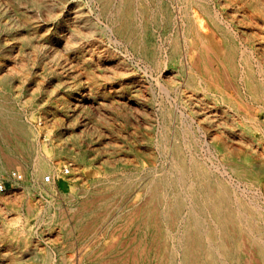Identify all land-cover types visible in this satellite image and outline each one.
Listing matches in <instances>:
<instances>
[{
  "label": "bare ground",
  "instance_id": "6f19581e",
  "mask_svg": "<svg viewBox=\"0 0 264 264\" xmlns=\"http://www.w3.org/2000/svg\"><path fill=\"white\" fill-rule=\"evenodd\" d=\"M97 1L100 5L91 24L78 10H72L71 17H65L73 20L74 26H70L44 0H0V172H10L14 180L47 192L53 182L44 173L70 172L69 165L52 162L40 141L43 77L51 86L60 82L67 88L68 94L56 100L72 118L89 103L100 110L107 95L115 94L111 102L134 108L145 125L151 123L150 111H157L145 96L155 79L162 92L170 96L174 91L181 104L185 100L214 135L209 137L210 130L205 132L201 124L195 129L193 118L180 107L181 118L174 120L170 108L161 103L157 133L136 149L141 156L155 158V144L161 148L164 162L151 161L146 168L150 177L145 181H139L138 172L123 171L120 179L105 177L103 187L114 188V192L98 197L90 206L80 203L78 211L69 214L74 220L70 232L84 227L88 219H101L105 234L114 227L122 233L135 227V245L121 256L120 264H264V149L260 164L241 166L229 161L237 145L264 141V0H235V12L242 18L234 16L227 24L211 0H182L184 4L197 2L201 12L189 13L191 6L183 8L186 15L179 20L178 37L159 53L144 45L145 31L136 30L149 26L152 19L164 18L154 12L150 0ZM97 26L104 27L110 43L122 54L118 44L136 46L118 56L103 44ZM240 35L252 47L242 44ZM128 55L141 60L131 67L124 57ZM178 62L179 70L175 68ZM180 71L186 75L184 84L167 85L164 78ZM104 73V80L115 78L118 84L89 82L88 74L100 78ZM13 90L30 95L25 101L30 104L29 112L21 111L11 100L8 94ZM246 98L258 109L244 112L243 129L236 134L228 127L231 114L219 112L213 100L230 103L240 113ZM54 106L50 105L52 113ZM11 142L22 151L10 147ZM94 152L90 153L94 159L110 157ZM81 154L80 158H87L85 151ZM134 189L146 194L138 212L122 207L115 213L117 200ZM59 219L68 222L64 210ZM8 235L20 240L22 230L0 222V264H27L22 245L11 243ZM96 259L90 264H98Z\"/></svg>",
  "mask_w": 264,
  "mask_h": 264
},
{
  "label": "rangeland",
  "instance_id": "374dc122",
  "mask_svg": "<svg viewBox=\"0 0 264 264\" xmlns=\"http://www.w3.org/2000/svg\"><path fill=\"white\" fill-rule=\"evenodd\" d=\"M44 1L51 4V6L53 5L51 9L53 14L59 15V20L70 26H74L73 20L65 18L71 17L70 11L78 10L87 19L88 24H91L94 20L93 14L100 5L97 0L94 3H92V0ZM211 2L215 10L224 17L225 23L231 22L234 16L239 19L242 18L239 13L235 12V0H211ZM196 3L187 1L184 4L182 0H150L149 5L156 8L154 12L164 15V18L152 19L151 24L147 27H136V30L145 31L142 35L147 40L144 45L152 48L156 53L161 52V49L165 46L171 47L172 40L178 37L179 20L186 15L183 8L191 6V9L188 10L189 13L200 14L201 10ZM193 7L197 10L196 12ZM103 30H105L103 26H97L96 34L100 36L103 44L112 52L117 53L118 56L127 54L126 48L136 46V44L127 42L118 44L120 50L125 52L122 54L119 50H115L116 45L110 43ZM242 40V44L252 47L246 37L243 36ZM180 46L182 48L181 44ZM124 57L131 63V67H135L136 63L141 60L139 56H132V58L131 55H128ZM175 68L179 70L181 62H178ZM84 74H87L86 71ZM88 75V80L92 83L102 82L104 86H116L118 84V80L115 78L104 80L107 75L105 73L100 78H95L91 74ZM169 78H164L167 85H180L181 87L184 84L186 75L180 71L177 76ZM42 84V91L39 96L41 105L38 108L42 118V124L39 128L40 141L46 146L44 153L52 159V162L61 166L69 165L70 172L64 174L62 172V175H54L50 172L44 173L43 176L50 175L53 182V187L48 192L36 185L29 186L23 181L14 180L10 172H0V222H5L12 229L22 230L20 240H17L18 238L14 235H8L7 237L11 243L20 242L25 251L27 264H90L96 262V256H99L96 259L98 264H107L109 260L112 264H120L121 256H126L130 252L128 248L135 245L137 239L135 227L124 233L119 228L114 227L105 234V226L101 219H88L84 227H79L70 232V227L72 229V226H74V220L70 218V215L78 211L77 208L83 201L90 206V203L96 201L98 197L114 192V188L103 187L102 180L105 177L120 179L123 171L138 172L140 173L139 181H145L150 177L146 173V168L151 161L164 162L161 148L155 144L152 145L155 158L141 156L136 149L137 144H142L157 133L156 126L161 119L158 108L161 103H166L170 108L174 120L178 117L181 118L177 112V107H180L190 120L193 118L195 129L198 124H201L205 131L208 129V125L202 122L200 116L193 111L192 107H189L185 100L181 104V98L174 91L171 92L170 96L162 92L155 79L152 81V88L147 89L145 92L147 102L155 105L157 109V111H150L148 116L151 123L149 125L142 124L143 122L137 119V112L134 108V110H129L119 105L118 102L112 103L111 96L116 97L115 94L107 95L106 103L100 110L95 109L89 103L79 116L72 118L71 113L65 110L62 104L57 101V97L68 94L67 88L62 86L60 82L55 86H51V83L45 77H43ZM8 95L21 111L29 112L30 104L25 102L28 99L27 97L30 96L28 93L21 94L19 91L13 90ZM236 96L237 93L233 95L235 98ZM209 99L206 98V100ZM245 100V104L240 107V113H236L230 103L218 99L213 100L216 102L219 112L225 110L227 114H231L228 127L231 132L233 131L236 134L243 129L244 112L253 113L257 112L256 109H258L252 99L246 98ZM51 104L55 105L53 107L55 109L54 113H52L53 110H49ZM262 115L264 116V112ZM84 118L87 122H84ZM1 132L4 133L3 130ZM203 133L201 131L199 135L202 137ZM210 133L214 135L212 129L209 132V137H211ZM98 135L99 139L96 140ZM9 145L15 150L22 151L21 147L14 142ZM234 148L229 154L231 163L235 162V165L240 163L241 166L261 163L260 153L263 152L264 141L261 143L253 141L252 143L237 145ZM82 151L86 152L87 158H80L79 155H82ZM96 151L102 153L99 156L108 154L110 157H107L105 161L102 157L94 159L90 153H96ZM119 165L123 166L119 167ZM108 167L112 169L108 170ZM79 170L80 173H77ZM21 172H24V170H21ZM249 195L253 197V192H250ZM145 197L144 190H132L123 200H117L115 213L122 207L125 210L131 208L134 212H138ZM30 207L31 209H29ZM63 210L67 213L68 222L59 219V213ZM113 244L114 249L109 250ZM132 253L135 254L136 252L133 251ZM251 253L253 257L256 256L255 250L252 249ZM104 256L107 258L105 259ZM255 258L257 259V257Z\"/></svg>",
  "mask_w": 264,
  "mask_h": 264
},
{
  "label": "built area",
  "instance_id": "2783aa9c",
  "mask_svg": "<svg viewBox=\"0 0 264 264\" xmlns=\"http://www.w3.org/2000/svg\"><path fill=\"white\" fill-rule=\"evenodd\" d=\"M46 179H47V181H49L51 179V176L50 175H47L46 176Z\"/></svg>",
  "mask_w": 264,
  "mask_h": 264
}]
</instances>
